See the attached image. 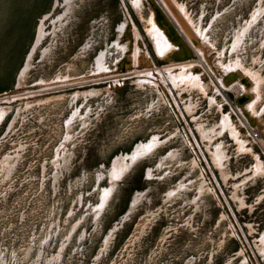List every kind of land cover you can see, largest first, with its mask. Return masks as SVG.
Instances as JSON below:
<instances>
[{"label":"rangeland","instance_id":"rangeland-1","mask_svg":"<svg viewBox=\"0 0 264 264\" xmlns=\"http://www.w3.org/2000/svg\"><path fill=\"white\" fill-rule=\"evenodd\" d=\"M60 1L0 0V264H264V0H167L184 26L208 32L194 37L205 57L158 52L147 30L163 10L157 0L79 1L34 49L40 26L51 32L65 13ZM189 58L205 72L202 85L170 93L151 77ZM222 64L252 72L238 68L255 112L238 102L262 133L258 145L225 124L229 109L210 78H226ZM240 82L228 83L232 96ZM153 134L166 141L132 164L99 210L114 158Z\"/></svg>","mask_w":264,"mask_h":264},{"label":"bare ground","instance_id":"bare-ground-1","mask_svg":"<svg viewBox=\"0 0 264 264\" xmlns=\"http://www.w3.org/2000/svg\"><path fill=\"white\" fill-rule=\"evenodd\" d=\"M79 1H83V0H65V4H64L65 13L62 16H59L57 19L53 20V22H52L53 30L51 32L50 31L47 32L45 30V28H44V25L40 26V28L38 30V34H37V41L35 42V45H34V49L40 43V40L43 37H46L47 34L51 33L52 35H56L57 27L62 28V29L64 28V24H65L64 21L68 22L69 15L71 13H73L72 10H75V8H76L77 4L79 3ZM157 1H158V3H160V5L162 6V8H163V10L165 12L163 10L159 9V8H156V10H155L154 14L151 16V18L149 17V19L147 20L149 22V25H148L149 28L147 30H148V33H150L151 40L156 44L158 52L162 56H165V55L169 56V55L173 54L174 48H175L176 51L179 48L178 53H177L178 56L180 54H182V57H190L193 53H196L197 51L199 53L201 51V55H203L202 52H203V46H204L203 44L204 43L202 44V42H200V46H199L197 44L198 41L196 42L194 37L196 35H198L200 37V40L203 39L205 41L209 37L208 36L209 35L208 32L206 30H203L202 28H197L196 26H194L192 28L186 22H185V26H184L182 24V21H184V19L181 20L174 13V11H172V7L169 5V2L167 0H163V1L169 7L168 11H167V8L164 7L165 5H163V3H161L160 0H157ZM139 2H140V0L139 1L136 0V2L134 3L136 7H138ZM176 2H174V3H176ZM58 4H59V6L61 5V1L60 0H56L55 5H58ZM177 6L179 7V9H183L182 5H180L178 3H177ZM137 11H138L137 13L140 14V16H142L140 11L139 10H137ZM169 11L173 14L172 16L169 13ZM185 12L183 11V13H185ZM165 13L167 14V16H166ZM253 16H254V19H255L256 18L255 13L253 14ZM186 18H188V17H186ZM128 20L129 19L126 16L125 21L122 23V25L120 27V31L121 32L124 29V27H125L126 23L128 22ZM187 20L189 22L192 21L190 19V17ZM164 27L166 28L168 34L164 30ZM134 34H135V37H137L139 35V33L136 30V28L134 30ZM91 41L89 43H91ZM115 46H118V47H121V48L125 49V45L124 44L120 45V42H116ZM34 49L31 52L30 57H29V59L27 60V62L25 64V67H23L21 74L19 75V78H18V86L19 87H22V86H24L26 84L27 71L29 69V65H30V61H31L30 58L33 55ZM47 52H48V50L45 49L43 54L45 55V54H47ZM107 52H108V48H107ZM147 55L150 56L148 52H147ZM133 57H134V60H137V59L141 60L142 51H141L140 45H136ZM143 57H145V56L143 55ZM100 58H102V57H100ZM100 58L97 60L98 66H99L100 69L102 68L104 70V68H106V67H105V65H103L104 64L103 59L100 60ZM202 58L200 59L201 61H199V63L201 62L202 64L201 63L200 64L202 66H204V64H203L204 63V61H203L204 58L203 59ZM188 60H191V58H189ZM197 64L198 63H197L196 60L181 61V62H177V63L174 62L172 64H169L166 68L164 67L165 68L164 70H160V71H158V73H156L155 70H152V72L150 74H151V77H156V80L159 83L163 84L167 91H170V93H173V88H178V87H180L183 84L186 85V84H189V83L192 82V83H197V86H198V84L202 85L201 80H198L199 77L196 78L197 79L196 80L192 76H188L189 75L188 70L193 73V71L196 70L197 67H200V65H197ZM222 66H223V68H225L226 78L224 77L223 79H220V81L223 82L225 85L226 84L228 85L229 82L233 81L236 78H237V80L239 82L242 81V82H240L242 84V87H240V85L237 86L239 91H240V93H238V95H240V97H241L240 98V102H243V103L246 102V104H245L246 105V107H245L246 110L245 111H248L250 109L251 112L252 111L255 112V109H256L255 106H254L255 105V100L252 101V99H250L251 97L248 98V96H251V94L249 92L252 89V87H249L248 80H246L247 79L246 76H244L246 78L245 79L239 73L242 70L241 72H243V74L246 73V74L252 75V72L247 70L246 68H244V69L240 68L238 66V64L235 65L237 67H233L232 65L231 66L230 65H224V64H222ZM238 68L241 69V70H238ZM233 69H237L235 71H238V73L237 72L236 73H227V71L230 72ZM177 70H180L179 73L176 72ZM145 75H147V74H145ZM156 75H158V76H156ZM83 77H86V76H81L79 78H83ZM76 78H78V77H74V78L67 77L66 78V81H67L66 84L67 85L68 84H72L71 80L76 79ZM240 78H241V80H240ZM224 79H225V81H224ZM143 80H145V79H139L138 81L141 82ZM41 81L43 82V80H41ZM228 86H230V85H228ZM48 89H50V88H48ZM34 92H36V91L30 92V93L33 94ZM91 92L95 93L96 90L94 89ZM165 93H166V91H165ZM78 94H80V93L78 92L77 95ZM247 94H248V96H247ZM8 100H11V98H8ZM239 105H241V104H239ZM242 107H243V105H242ZM5 112H6L5 108H1L0 121H1V118H2V116H3V114ZM225 121H226L225 124L229 123V119L226 116H225ZM163 138L164 137H160L158 134H153V136L151 138L138 142L137 145L135 147H133L129 152H127V153L123 152L122 154L117 155L114 158V160L112 162V165H111V169L109 171L110 172L109 175H110L111 185L112 186H111V189L107 188V190H104L105 194L102 197L103 198L102 199L103 203H101L102 205L99 207V210H102L103 207L106 205L107 199L109 198L111 192L115 188V186H116V184L118 182V179L122 175H124L125 172L128 169L131 168L132 164L136 160H138L140 157L148 154L149 152L155 150L159 145L163 144L166 141V139L164 140ZM11 158L12 157L10 156V154H6L3 157L2 161H1V164L4 165V166H8L9 167ZM181 189H182V185H179L176 189H170L168 191L167 196H169V197L176 196L177 194H179V191ZM138 200H139V195L135 197V202H137ZM261 241L264 243V235L262 236ZM245 264H247V263H245Z\"/></svg>","mask_w":264,"mask_h":264},{"label":"built area","instance_id":"built-area-1","mask_svg":"<svg viewBox=\"0 0 264 264\" xmlns=\"http://www.w3.org/2000/svg\"><path fill=\"white\" fill-rule=\"evenodd\" d=\"M202 66V65H201ZM200 67L196 68V71L198 72V77H200L201 75H203L204 77V73L200 71ZM211 82L214 86V88L216 89V93L213 92V96L216 98L221 97L223 99V101L225 102L224 104L228 107L229 112H227L226 116L228 117L229 121H234L237 125L239 130L241 132H243V130L247 133V138H249L253 143H255L256 145L260 144L262 142V133L260 130H258V128L252 124V122L250 123V118H248L249 116L247 115V113L240 108L239 102H238V89L235 87V89L237 90V93H235V96H232L231 94V87L234 86H228L225 85L223 82L220 81V79L218 77H215L214 74H211ZM219 96V97H218ZM217 100V99H216ZM221 101L222 104V100ZM217 102V101H216ZM220 106H223V104ZM243 129V130H242ZM246 137V136H245ZM219 192H221L220 188L217 189ZM217 193V192H216ZM223 198V197H222ZM224 199V198H223Z\"/></svg>","mask_w":264,"mask_h":264}]
</instances>
